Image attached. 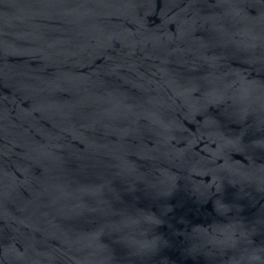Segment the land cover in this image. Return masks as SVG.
I'll use <instances>...</instances> for the list:
<instances>
[{
	"label": "water",
	"instance_id": "95a60500",
	"mask_svg": "<svg viewBox=\"0 0 264 264\" xmlns=\"http://www.w3.org/2000/svg\"><path fill=\"white\" fill-rule=\"evenodd\" d=\"M0 264H264V0H0Z\"/></svg>",
	"mask_w": 264,
	"mask_h": 264
}]
</instances>
